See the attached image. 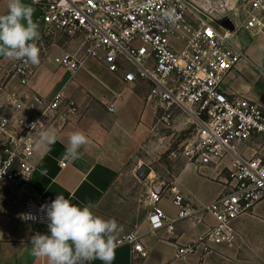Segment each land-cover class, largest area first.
<instances>
[{
  "label": "built area",
  "instance_id": "1",
  "mask_svg": "<svg viewBox=\"0 0 264 264\" xmlns=\"http://www.w3.org/2000/svg\"><path fill=\"white\" fill-rule=\"evenodd\" d=\"M33 1L42 11L45 39H71L81 47L78 53L56 56L57 65L77 72L94 58L128 83L145 81L162 124L171 126L182 112L194 129L182 158L201 167L231 158L225 188L209 203L196 204L166 181L152 180L144 197L151 233L172 234L180 221L205 225L197 239L177 247L176 258L205 257L218 245H233L235 220L264 199V108L248 97L226 94L222 84L247 58L234 37L242 31L264 34V0H240L226 17L213 15L194 0ZM33 73L30 62L14 63L12 77L18 84L8 96L11 108L0 112V186L23 201L22 214L36 217L26 222L47 231L49 220L40 211L43 196L32 188L35 149L59 109L66 106L77 114L79 105L63 92L48 100L26 91ZM253 140L258 147L246 145ZM138 177L145 181L150 175ZM169 196L175 217L161 206ZM115 244L131 247L133 264L138 255L147 254L138 230L116 238Z\"/></svg>",
  "mask_w": 264,
  "mask_h": 264
},
{
  "label": "crops",
  "instance_id": "2",
  "mask_svg": "<svg viewBox=\"0 0 264 264\" xmlns=\"http://www.w3.org/2000/svg\"><path fill=\"white\" fill-rule=\"evenodd\" d=\"M7 3L0 0V15L7 13ZM23 3L35 10L33 20L39 25V38L34 42L40 49V63L33 65L34 73L25 90L48 100L63 92L67 100L79 105L77 114H70L68 107L62 106L49 124L46 130L56 133L54 143L38 140L32 188L43 196L44 203L51 204L63 194L80 207L93 204L92 211L98 216L115 219L120 227L117 238L138 230L147 254L138 255L137 264H264V199L252 212L235 220L233 245H218L205 257L201 253L175 257L177 247L197 239L206 230L205 225L180 221L172 234L165 230L151 233L144 197L150 182L157 179L156 172L152 170L144 181L127 171L131 166L137 174L140 165H149L141 153L155 147L152 134L160 113L148 99L149 85L145 81L128 83L121 73L109 71L94 58L87 59L77 72L57 65L56 56L78 53L80 45L66 39L45 48L41 8L33 0ZM234 41L246 49L247 58L226 75L222 89L228 95L248 97L264 108V51L259 47L264 44V34L242 31ZM15 62L0 55V112L11 108L8 96L18 84L12 77ZM111 105L114 111L109 110ZM74 131H83L90 144L79 149V159H65L68 137ZM246 145L258 147L259 141ZM230 166V157L202 167L185 161L174 175L159 179L169 188L175 186L192 202L205 204L223 192ZM44 171L46 176L41 175ZM161 206L176 216L170 196ZM22 210L14 209L10 201L0 204V264H47L46 259L32 255L31 237L36 233L50 235V230L21 219ZM213 222L208 218V223ZM90 264L104 262L94 259ZM111 264H133L131 247H115Z\"/></svg>",
  "mask_w": 264,
  "mask_h": 264
},
{
  "label": "clouds",
  "instance_id": "3",
  "mask_svg": "<svg viewBox=\"0 0 264 264\" xmlns=\"http://www.w3.org/2000/svg\"><path fill=\"white\" fill-rule=\"evenodd\" d=\"M7 9L6 14L0 15V55L39 65L40 49L34 42L39 38V25L33 20L34 8L23 0H8ZM259 47L264 51V44ZM55 136V130L48 129L40 133V141L54 143ZM89 144L83 131L72 132L65 159H79V149ZM41 175L46 176L47 172ZM93 207L91 203L80 207L63 194L57 195L51 204L42 205L40 211L46 212L50 235L36 233L31 237L32 255L46 259L47 264H89L94 259L111 264L120 227L115 219L94 214ZM20 217L36 219L31 213Z\"/></svg>",
  "mask_w": 264,
  "mask_h": 264
},
{
  "label": "rangeland",
  "instance_id": "4",
  "mask_svg": "<svg viewBox=\"0 0 264 264\" xmlns=\"http://www.w3.org/2000/svg\"><path fill=\"white\" fill-rule=\"evenodd\" d=\"M200 7L205 8L217 17L232 16L233 10L239 7L240 0H194ZM66 39L54 41L53 39H44V47H50L57 42L60 44ZM160 113V111H159ZM179 119L172 121L171 126H165L162 122L157 121L152 137L154 142L153 149L142 151L145 156L144 162H148L149 166L156 172V177H170L186 161L181 156V152L187 146L194 136V129L191 124L187 123L182 112H178ZM160 115V114H159ZM156 144V145H155ZM127 171L136 174L133 167H128ZM11 202L15 208L23 207V201L17 199L13 191L7 186H0V204Z\"/></svg>",
  "mask_w": 264,
  "mask_h": 264
},
{
  "label": "water",
  "instance_id": "5",
  "mask_svg": "<svg viewBox=\"0 0 264 264\" xmlns=\"http://www.w3.org/2000/svg\"><path fill=\"white\" fill-rule=\"evenodd\" d=\"M224 24L230 26L231 22L229 19H226L224 20ZM151 171H152V168L149 165L143 163L142 165H140L137 171V175L140 176L141 174H143V178H146L150 174Z\"/></svg>",
  "mask_w": 264,
  "mask_h": 264
}]
</instances>
